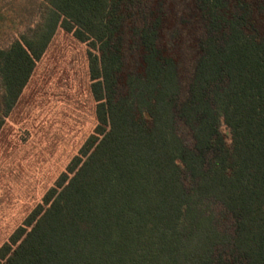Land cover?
Here are the masks:
<instances>
[{
  "label": "trees",
  "instance_id": "obj_1",
  "mask_svg": "<svg viewBox=\"0 0 264 264\" xmlns=\"http://www.w3.org/2000/svg\"><path fill=\"white\" fill-rule=\"evenodd\" d=\"M59 28L97 124L0 264H264V0H0V132Z\"/></svg>",
  "mask_w": 264,
  "mask_h": 264
},
{
  "label": "rangeland",
  "instance_id": "obj_2",
  "mask_svg": "<svg viewBox=\"0 0 264 264\" xmlns=\"http://www.w3.org/2000/svg\"><path fill=\"white\" fill-rule=\"evenodd\" d=\"M90 86L87 45L59 28L0 132V247L94 132Z\"/></svg>",
  "mask_w": 264,
  "mask_h": 264
}]
</instances>
